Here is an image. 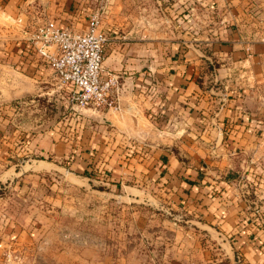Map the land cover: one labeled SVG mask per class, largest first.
I'll return each mask as SVG.
<instances>
[{"label":"crops","instance_id":"crops-1","mask_svg":"<svg viewBox=\"0 0 264 264\" xmlns=\"http://www.w3.org/2000/svg\"><path fill=\"white\" fill-rule=\"evenodd\" d=\"M0 2V264H15L3 253L23 224L13 198L57 172L167 213L158 264H264V0L103 1L117 100L97 108L71 105L22 33L85 31L82 4ZM135 250L61 263L140 264Z\"/></svg>","mask_w":264,"mask_h":264},{"label":"rangeland","instance_id":"rangeland-1","mask_svg":"<svg viewBox=\"0 0 264 264\" xmlns=\"http://www.w3.org/2000/svg\"><path fill=\"white\" fill-rule=\"evenodd\" d=\"M14 1V10H19L18 2L22 0ZM103 1L113 2L60 0L63 7L81 3L85 14L101 7ZM36 105L38 111L40 103ZM26 184L32 188L13 198V205L24 206V211H11L14 219L23 224L9 228L7 234L12 242L4 248L5 259L15 264H62V251L99 244L113 253L135 247L140 264H158L159 248L155 247L161 246L160 235L168 229L163 225L168 214L154 209L147 204L149 201L125 200L117 197L118 191L102 190L96 181H75L61 172Z\"/></svg>","mask_w":264,"mask_h":264},{"label":"built area","instance_id":"built-area-1","mask_svg":"<svg viewBox=\"0 0 264 264\" xmlns=\"http://www.w3.org/2000/svg\"><path fill=\"white\" fill-rule=\"evenodd\" d=\"M103 8L87 13V29L73 31L46 20L34 31L22 29L25 46L49 66L68 101L79 107H112L117 100V77H102L103 55L110 34L102 27Z\"/></svg>","mask_w":264,"mask_h":264}]
</instances>
